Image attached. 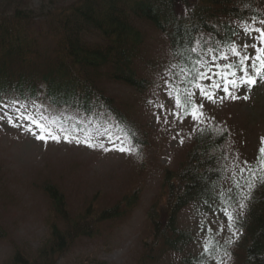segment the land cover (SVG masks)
<instances>
[{"label": "trees", "instance_id": "1", "mask_svg": "<svg viewBox=\"0 0 264 264\" xmlns=\"http://www.w3.org/2000/svg\"><path fill=\"white\" fill-rule=\"evenodd\" d=\"M253 17L264 18V0H0V104L35 101L101 124L121 121L134 133L142 161H148L156 144L145 116L153 93L160 87L168 92L166 81L191 88L180 83L179 68L172 65L191 69L209 48L217 56L229 53L238 36L233 33H241ZM223 125H204L178 166L163 168L140 238L142 251L133 264L200 263V256L189 251L194 237L180 227V215L237 189L227 182L230 129ZM240 183H245L241 176ZM40 189L50 207L49 236L35 253L15 250L4 264H59L78 243L101 238L126 220L143 194L134 186L117 202L104 206L93 199L73 214L53 181ZM242 202L247 205L241 223L246 247L240 257L244 264H264V184L255 182L251 199ZM6 237L0 226V240Z\"/></svg>", "mask_w": 264, "mask_h": 264}, {"label": "rangeland", "instance_id": "2", "mask_svg": "<svg viewBox=\"0 0 264 264\" xmlns=\"http://www.w3.org/2000/svg\"><path fill=\"white\" fill-rule=\"evenodd\" d=\"M40 6L36 2V12H39ZM244 41L241 31L236 42L242 44ZM162 51L157 50V55ZM248 51L251 53L252 49ZM227 54L231 56V53ZM212 55L208 54L203 59L205 63L201 71L208 72ZM229 62L234 63L236 59L217 60L208 72L210 79L201 81L206 89L215 93V103L201 96L198 89L196 91L197 104H203L205 113L203 124H198L190 116H184L181 110L175 109L174 98L168 96L165 88L160 87L153 93V103L149 104L145 116L155 133L156 144L154 155L148 161L117 151L105 152L63 140L61 143L50 141L45 145L26 130L32 127L33 131H38L33 125L16 119L18 112L11 108H0V116L7 111L13 117V124L19 125L14 127L6 121H0V226L7 234L6 238L0 240V264L11 261L15 250L35 253L47 240L50 207L40 189L46 180L60 187L73 214L80 213L83 206L93 199L107 206L122 199L132 187L141 186V200L129 218L113 226L101 238L78 243L59 263L133 264L142 251L140 238L146 225L149 206L160 189L163 168L175 169L178 166L195 134L204 125L224 124L229 127L230 176L227 182L232 187L237 180L240 182V169L246 167L245 161L252 164L264 142V82L258 79L250 89L247 86L234 89L227 85L237 97L230 98L223 91L226 81L216 74L219 72L217 65ZM240 75L242 73H237V76ZM229 79L232 77L229 76ZM216 82L221 84V88H212ZM245 96L248 98L244 99ZM25 104L31 111H36L31 108V103ZM36 105L37 108L43 106L40 110L46 113L64 111L78 120L82 118L85 124L92 120L68 110H52L44 105ZM88 127L94 130L93 125L89 124ZM79 135L83 138V133ZM181 140L184 141L182 144ZM103 142L109 149L119 147V142L116 145ZM231 185L227 184V187ZM242 191L245 193L244 188L231 190L230 193L226 191L225 199L210 205H192L180 215V227L194 237L189 251L200 256L199 264H216L220 259H223L224 264H244L240 253L246 247V236L241 223L246 207L240 210L237 203L242 202ZM230 194H236L238 200H230ZM222 206H229L230 211H235L234 228L228 226L226 216L219 212ZM221 225L224 227L223 233L218 231ZM209 226L213 229L211 233L206 231ZM234 229L239 234L238 238L233 236ZM229 240L235 242L229 244ZM209 241L215 249L212 257L203 251V245ZM225 251L228 255H225ZM163 264L182 263L178 259L176 263L166 260Z\"/></svg>", "mask_w": 264, "mask_h": 264}, {"label": "snow or ice", "instance_id": "3", "mask_svg": "<svg viewBox=\"0 0 264 264\" xmlns=\"http://www.w3.org/2000/svg\"><path fill=\"white\" fill-rule=\"evenodd\" d=\"M251 24H245L242 28L243 37L245 38L244 43L238 44L236 41H231L228 46V52L231 53L229 56L227 53L220 52L219 55L213 54L211 56V64L208 67V72L212 70V65L216 64L217 60L231 61L233 58L236 59L237 63L229 62L225 65H217L221 68L216 74L221 77L222 80L226 81V86L223 87V91L228 94L232 99L237 97L233 92L229 90L227 85L231 88L239 89L241 86H247L249 89L257 83L259 79L264 82V18L257 21L255 17L252 18ZM259 26H256V25ZM240 33L234 32L233 35H239ZM252 49L250 53L248 50ZM192 52H196L197 48H191ZM210 53H214L217 50L209 48ZM176 55H182V53H176ZM204 61L202 58L197 59L194 62L193 68L189 69L186 67H180L178 64L172 65V68H179V72L175 73L176 76L182 77L180 80L181 84H189L191 88L185 87L181 88L179 84L168 83L166 81L168 91V96L174 98V107L183 112L184 116H190L191 119L198 124H203L205 122V113L203 111V104H197L194 97L197 95L196 92L192 91V88L198 89L199 94L203 96L206 100L215 103V93L206 89L199 81L208 80L210 76L208 72L201 71L204 67ZM199 65V67H196ZM242 73V75L237 76V72ZM195 72L192 79H187L189 75ZM229 76L232 79H229ZM213 89L221 88L219 82L212 84ZM248 97L245 96L244 99ZM223 99V98H221ZM19 105V107H17ZM43 106H40L42 108ZM163 108V105H159ZM0 108H11L19 115L16 117L18 120H24L29 122L38 131H33L32 127L26 130L38 141L43 144H48L50 141L55 143H61L62 140L67 143H76L77 145H84L92 149H102L105 152L117 151L121 154L140 157L142 153L138 150L136 144L134 143L135 135L131 129L123 124L121 121L112 122L108 120L101 124L98 120H89L88 124L83 122V119H76L73 115L66 114L64 111L54 112V111H41L37 108L35 101L31 103V108L36 109L35 112L29 109V106L19 100L10 99L0 104ZM23 109V111H21ZM178 115V114H177ZM0 121H6L12 124L14 127L19 126L13 124V117L8 115L5 111L2 116H0ZM93 125V129H90L88 125ZM79 125V127H78ZM83 133V138L79 135ZM100 142H97V141ZM103 141L107 143L116 145L119 142V147H113L109 149L105 146ZM184 141L181 140L182 144ZM245 168L240 169L239 175L244 179V185H241L239 180L235 182V187L237 189H243L247 187L248 192H241L244 200L251 199V192L254 189L255 182L264 184V147L259 149V156L254 164H249L245 161ZM247 171L248 176L244 177L243 173ZM238 208L240 210L244 209L247 205L244 202H239ZM219 212L223 213L228 222L230 228H234L236 223V213L235 211H230L229 206H222L219 208ZM207 232H213V229L209 226L206 229ZM219 232L223 233L224 227L221 225L218 229ZM238 232L234 229L233 236L238 238ZM235 241L229 240V244H233ZM215 249L210 246V241L203 245V251L208 257L213 256V251ZM225 255H228L225 251ZM214 258V257H213ZM216 264H224L223 259L217 260Z\"/></svg>", "mask_w": 264, "mask_h": 264}]
</instances>
